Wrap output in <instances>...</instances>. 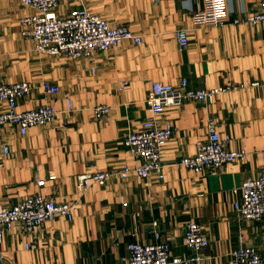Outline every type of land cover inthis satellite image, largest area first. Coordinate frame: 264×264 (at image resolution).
Returning a JSON list of instances; mask_svg holds the SVG:
<instances>
[{
  "label": "crops",
  "instance_id": "crops-1",
  "mask_svg": "<svg viewBox=\"0 0 264 264\" xmlns=\"http://www.w3.org/2000/svg\"><path fill=\"white\" fill-rule=\"evenodd\" d=\"M225 1L231 20L261 9V0ZM203 7L204 0H62L60 16L88 8L142 36L140 43L124 40L74 59L37 50L21 33V19L35 9L21 0H0V84L27 80L35 86L19 97L20 110L50 103L58 111L53 123L26 134L13 124L4 127L9 153L0 150L1 203L11 206L40 193L73 204L71 219L56 215L36 233L20 223L6 230L0 251L8 261L127 264L128 244L154 242L156 230L174 254H199L193 264H231L232 251L247 245L264 257V218L242 219L234 211V189L264 166V92L250 86L264 81V22L197 25L193 14ZM179 29L186 31L187 45H181ZM182 79L195 89L242 86L212 102L189 99L165 110L160 122L169 121L174 130L163 149V179L115 176L83 188L80 174L136 162L125 141L151 115L152 82L179 85ZM44 82L57 91L45 93ZM98 104L111 107L101 119L92 110ZM6 108L0 100V111ZM211 118L231 136V149L248 151L247 159L201 173L178 164L197 152ZM190 221L201 223L210 239L200 252L185 244Z\"/></svg>",
  "mask_w": 264,
  "mask_h": 264
},
{
  "label": "built area",
  "instance_id": "built-area-1",
  "mask_svg": "<svg viewBox=\"0 0 264 264\" xmlns=\"http://www.w3.org/2000/svg\"><path fill=\"white\" fill-rule=\"evenodd\" d=\"M35 9L32 15L21 19V33L30 39L39 51L51 54H63L74 59L89 58L95 51H106L124 40L142 41V36L126 25L113 26L110 21L88 8H76L66 16L57 12L62 0H21ZM197 25H222L229 22L257 24L264 22V0L261 9L254 13H245L233 20L225 0H204V7L193 14ZM182 46L188 44L186 31L176 32ZM242 85L227 84L208 89H195L182 79L179 85L153 81L147 102L151 115L142 122L141 129L131 132L126 138L127 148L135 159L133 165L124 164L119 168L96 170L78 176V181L87 189L97 183L104 185L113 177L126 179L131 175L147 178L155 174L160 179L165 176L163 149L173 134V125L169 121L160 122V116L168 107L180 105L194 99L212 102L219 93L239 89ZM252 87H261L264 81L250 83ZM44 92L55 93L56 87L49 82L42 84ZM35 88L29 81L0 84V100L7 102V108L0 111V150L9 153L4 127L8 124L17 126L22 134L32 127L53 123L57 118V109L50 103L32 109L20 110L19 97L29 95ZM94 116L101 119L111 110L109 105L98 104L93 108ZM231 136L219 131V123L211 118L207 123V138L198 145L194 155L180 159L183 165L195 172L213 171L227 163L244 161L248 151L231 149ZM264 157V149L260 151ZM234 192L238 195L234 201V211L242 219L264 218V166L260 175L247 179ZM56 215L69 219L73 216L71 202H56L51 197L35 193L24 197L18 203L5 206L0 200V245L6 230L16 223L28 233H36L42 225ZM158 226L157 221L154 223ZM155 241L128 244L127 264H193L201 257L199 254L183 257L172 252L171 244L164 239L162 232L156 230ZM185 244L189 249L200 252L210 244V239L203 225L190 221L186 226ZM33 248V243H27ZM0 264H13L0 251ZM231 264H264V257L259 249L252 245L239 246L231 253Z\"/></svg>",
  "mask_w": 264,
  "mask_h": 264
}]
</instances>
